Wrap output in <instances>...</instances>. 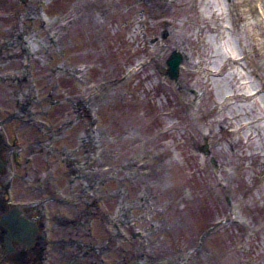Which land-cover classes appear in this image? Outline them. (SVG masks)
I'll list each match as a JSON object with an SVG mask.
<instances>
[{
	"label": "rangeland",
	"instance_id": "1",
	"mask_svg": "<svg viewBox=\"0 0 264 264\" xmlns=\"http://www.w3.org/2000/svg\"><path fill=\"white\" fill-rule=\"evenodd\" d=\"M33 4L36 16L23 23L41 30L45 22L39 38L54 31L43 70L52 82L41 100L62 129L57 149L93 133L100 158L81 150L80 159L114 173L103 193L129 192L101 201L113 218L125 196L129 228L104 217L97 227L85 221L83 241L111 249L101 255L108 264H264V0ZM176 49L187 56L178 83L166 73ZM9 180L7 197L26 202L20 178ZM135 228L145 237L134 239Z\"/></svg>",
	"mask_w": 264,
	"mask_h": 264
},
{
	"label": "flooded vegetation",
	"instance_id": "2",
	"mask_svg": "<svg viewBox=\"0 0 264 264\" xmlns=\"http://www.w3.org/2000/svg\"><path fill=\"white\" fill-rule=\"evenodd\" d=\"M34 1L0 0V84L5 88L0 86V157L6 163L0 171V264H108L101 255L111 249L89 247L83 241V222L97 227L104 217L110 223V215L102 212L101 201L117 192L96 189L92 201L84 195L79 185L84 177L79 155L85 148L82 134L76 136L73 147L63 144L61 150L57 149L62 129L54 128L49 109L41 100L52 82L44 72L53 58L54 31L49 29L45 37L39 38L48 27L45 22L41 30L23 23L32 14L36 16L39 7ZM19 4L26 5V9L21 10ZM43 48L44 59L40 51ZM86 103L85 99L77 102L81 115ZM10 175L23 182L24 191L19 197L26 202H13L7 197L6 191L13 186ZM88 178L93 184H101L107 176ZM152 193L149 186L141 192L145 197ZM125 206L129 210L128 202ZM129 219L125 214L122 217L126 228ZM87 235L93 237L92 232ZM119 235L129 237L123 232ZM145 235V231L144 235L134 234L140 238ZM106 239L111 241V237ZM139 246L146 250L141 243ZM128 255L121 254L120 258L125 261Z\"/></svg>",
	"mask_w": 264,
	"mask_h": 264
},
{
	"label": "water",
	"instance_id": "3",
	"mask_svg": "<svg viewBox=\"0 0 264 264\" xmlns=\"http://www.w3.org/2000/svg\"><path fill=\"white\" fill-rule=\"evenodd\" d=\"M183 54L175 51L173 52L171 58L167 61V64L169 66L168 74L173 80H177L180 76V65L183 61ZM4 163L0 158V170L4 168Z\"/></svg>",
	"mask_w": 264,
	"mask_h": 264
},
{
	"label": "bare ground",
	"instance_id": "4",
	"mask_svg": "<svg viewBox=\"0 0 264 264\" xmlns=\"http://www.w3.org/2000/svg\"><path fill=\"white\" fill-rule=\"evenodd\" d=\"M183 53H185L184 51H182ZM236 61H240L238 58L236 59ZM166 72H168V70L166 71ZM256 92V90L253 92V94ZM192 100H193V98H192Z\"/></svg>",
	"mask_w": 264,
	"mask_h": 264
}]
</instances>
